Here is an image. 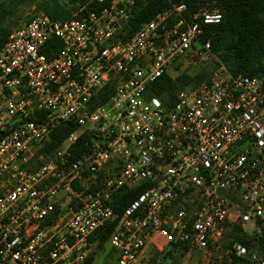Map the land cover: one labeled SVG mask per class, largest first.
<instances>
[{
    "label": "built area",
    "instance_id": "obj_1",
    "mask_svg": "<svg viewBox=\"0 0 264 264\" xmlns=\"http://www.w3.org/2000/svg\"><path fill=\"white\" fill-rule=\"evenodd\" d=\"M143 1L90 0L63 21L34 12L1 44L0 264H82L89 238L114 221L110 264H139L155 237L204 250L226 224L264 230L263 78L232 74L201 40L216 8L170 4L122 40ZM51 40L59 49L47 57ZM207 63L206 81L172 104L151 95L162 75ZM67 121L76 129L42 153ZM140 185L118 216L113 193ZM227 253L264 264L237 242Z\"/></svg>",
    "mask_w": 264,
    "mask_h": 264
},
{
    "label": "trees",
    "instance_id": "obj_2",
    "mask_svg": "<svg viewBox=\"0 0 264 264\" xmlns=\"http://www.w3.org/2000/svg\"><path fill=\"white\" fill-rule=\"evenodd\" d=\"M32 0H0V46L9 34L7 22L16 16L17 10ZM90 0H37L34 3L35 12H41L50 19L63 21L70 16V12L78 6ZM170 4H184L188 13L199 8H216L221 13L218 24L207 26L201 35V40L209 43L210 49L218 62L234 75L263 78L264 83V0H144L137 4L129 16L127 24L123 27L121 39L128 38L139 27L148 22L159 11ZM89 6L93 4L90 2ZM27 21V20H26ZM52 49L45 50L47 57H52L59 49L57 40L49 41ZM206 73L200 71L188 76L181 74L175 78L162 75L149 87L150 93L163 100L167 105L175 101V92L183 86L197 85L206 81ZM109 95L110 86L102 90ZM103 99H99L101 102ZM76 129L73 122H64L57 125L49 134V139L41 148V152L51 154L67 137ZM85 138H87L85 136ZM81 151L79 143L70 149L71 158L76 157ZM145 185L133 189H121L113 193L109 202L114 212L120 216L145 190ZM116 226V221L107 224L97 230L89 240H95V248L100 249L107 241L109 235ZM227 229V231H226ZM225 248L230 249L232 244L239 243L247 249L255 248L264 253V230L260 233L247 235L239 223L226 224L222 236ZM173 249L164 253L165 259L172 261L174 252L182 255L187 247L181 244L172 245ZM93 253L91 252L82 264H91ZM217 264H255L249 259L236 257L227 253Z\"/></svg>",
    "mask_w": 264,
    "mask_h": 264
},
{
    "label": "rangeland",
    "instance_id": "obj_3",
    "mask_svg": "<svg viewBox=\"0 0 264 264\" xmlns=\"http://www.w3.org/2000/svg\"><path fill=\"white\" fill-rule=\"evenodd\" d=\"M36 1L37 0H32L30 4L21 6L17 10L16 16L6 23L9 30L19 27L26 22L30 15L35 12L34 3ZM213 66L214 63H207L189 68L185 71L189 73V75H194L200 71H204L206 75H208ZM172 76H174V74H172ZM242 230L247 235H252L254 232L253 229L250 230L249 223L245 224ZM225 242L226 240L222 237L217 244L210 245V247L204 250L187 249L182 255H179L178 252H174V258L170 262L165 259L164 253L168 250H172L173 246H164L163 241L155 237L152 244L148 246L141 255L139 264H217L223 257L227 256V248L224 246ZM159 248L162 249L159 250ZM92 253L93 261L91 264H110L114 260V252L107 244L103 245L100 249L94 247Z\"/></svg>",
    "mask_w": 264,
    "mask_h": 264
}]
</instances>
